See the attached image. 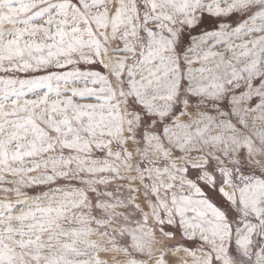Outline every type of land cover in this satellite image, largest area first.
<instances>
[{
	"label": "snow or ice",
	"instance_id": "1",
	"mask_svg": "<svg viewBox=\"0 0 264 264\" xmlns=\"http://www.w3.org/2000/svg\"><path fill=\"white\" fill-rule=\"evenodd\" d=\"M0 264H264V0H0Z\"/></svg>",
	"mask_w": 264,
	"mask_h": 264
}]
</instances>
